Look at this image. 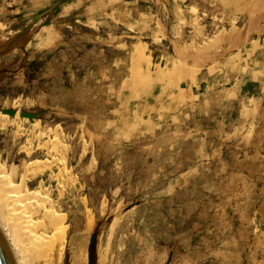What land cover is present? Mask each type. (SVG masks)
<instances>
[{
  "label": "rangeland",
  "instance_id": "rangeland-1",
  "mask_svg": "<svg viewBox=\"0 0 264 264\" xmlns=\"http://www.w3.org/2000/svg\"><path fill=\"white\" fill-rule=\"evenodd\" d=\"M57 1L0 0V47L32 25L0 56V109L41 112L33 121L1 114L0 168L24 202L62 222L58 264L65 249L69 264H87L89 236L107 218L97 264H164L125 214L148 196L135 176L172 145L171 100H198L227 70L264 71V0H78L53 22L56 64L45 67L41 49L24 46L32 36L44 46L37 33L54 31L38 16ZM86 51L90 62L76 63Z\"/></svg>",
  "mask_w": 264,
  "mask_h": 264
},
{
  "label": "crops",
  "instance_id": "crops-1",
  "mask_svg": "<svg viewBox=\"0 0 264 264\" xmlns=\"http://www.w3.org/2000/svg\"><path fill=\"white\" fill-rule=\"evenodd\" d=\"M78 2L40 17L54 31L49 44L27 40L24 49H41L45 67L56 64L48 49L60 37L53 22L76 12ZM88 60L86 51L76 63ZM219 76L198 100H171L176 126L165 133L172 145L159 149L156 166L141 165L134 185L148 184V196L125 212L135 217L142 249L160 260L171 254L169 264H264V71Z\"/></svg>",
  "mask_w": 264,
  "mask_h": 264
},
{
  "label": "bare ground",
  "instance_id": "bare-ground-1",
  "mask_svg": "<svg viewBox=\"0 0 264 264\" xmlns=\"http://www.w3.org/2000/svg\"><path fill=\"white\" fill-rule=\"evenodd\" d=\"M52 39L53 36L48 31L40 30L35 44L45 45ZM15 111L16 118L19 111ZM1 114L8 116L0 111V116ZM27 176L30 177V173ZM61 228L62 222L53 220L44 205L24 202L0 168V231L15 264H58L65 237ZM46 232L50 234L47 239Z\"/></svg>",
  "mask_w": 264,
  "mask_h": 264
},
{
  "label": "water",
  "instance_id": "water-1",
  "mask_svg": "<svg viewBox=\"0 0 264 264\" xmlns=\"http://www.w3.org/2000/svg\"><path fill=\"white\" fill-rule=\"evenodd\" d=\"M62 1L63 0H58L57 2L52 4L49 8L42 11L38 17H41L42 15H44L46 12H48L50 9H52L53 7H55L57 4H59ZM31 27L32 25L27 26L22 32H20L15 37H13L11 40H9L7 43L2 45V47H0V56L10 51L15 46V44L28 33ZM0 111L9 116H14L16 112L15 109H1ZM40 114L41 112H27V111L19 112L20 117H26L30 121L37 118ZM111 220L112 218L105 219V221L102 224L101 223L97 224L96 227L91 232L89 236V241L87 244V264H97V248H96L97 239H98L99 233L101 232L102 226L103 225L109 226V224L111 223ZM170 260H171V254H168L164 264H169ZM0 264H15L11 251L3 235L1 234V231H0ZM62 264H69V253L66 249L64 252V258H63Z\"/></svg>",
  "mask_w": 264,
  "mask_h": 264
},
{
  "label": "trees",
  "instance_id": "trees-1",
  "mask_svg": "<svg viewBox=\"0 0 264 264\" xmlns=\"http://www.w3.org/2000/svg\"><path fill=\"white\" fill-rule=\"evenodd\" d=\"M19 187H20V186H19ZM20 189H21L22 191H24V188H21V187H20ZM20 189H19V188H16V189H15L16 193H17L19 196H21L19 193L25 195Z\"/></svg>",
  "mask_w": 264,
  "mask_h": 264
}]
</instances>
